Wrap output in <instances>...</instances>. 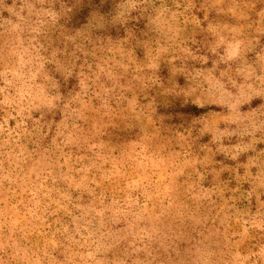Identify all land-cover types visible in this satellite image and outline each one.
<instances>
[{"label":"rangeland","instance_id":"374dc122","mask_svg":"<svg viewBox=\"0 0 264 264\" xmlns=\"http://www.w3.org/2000/svg\"><path fill=\"white\" fill-rule=\"evenodd\" d=\"M0 264H264V0H0Z\"/></svg>","mask_w":264,"mask_h":264},{"label":"trees","instance_id":"16d2710c","mask_svg":"<svg viewBox=\"0 0 264 264\" xmlns=\"http://www.w3.org/2000/svg\"><path fill=\"white\" fill-rule=\"evenodd\" d=\"M207 109L202 107H197L195 105L187 104L185 106L179 107L178 113H183L191 116H199L206 113Z\"/></svg>","mask_w":264,"mask_h":264}]
</instances>
